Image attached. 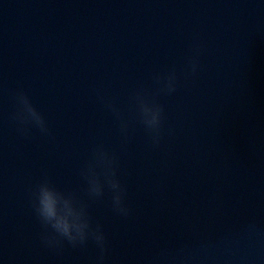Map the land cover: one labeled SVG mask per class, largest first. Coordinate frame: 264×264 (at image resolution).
I'll return each instance as SVG.
<instances>
[{"label": "clouds", "instance_id": "9594fccd", "mask_svg": "<svg viewBox=\"0 0 264 264\" xmlns=\"http://www.w3.org/2000/svg\"><path fill=\"white\" fill-rule=\"evenodd\" d=\"M199 49L190 58V74L195 75L199 68ZM160 87L154 93L143 89L135 94V103L139 123L143 126L151 140L152 146L159 147L164 133V106L158 102L160 93L171 95L177 91L178 76L175 70L166 76L153 77ZM17 111L13 120L18 124V131L28 136L32 128L42 135H50L44 116L33 105L30 98L23 91L15 94ZM117 119L120 120L121 132L126 136L128 124L124 121L114 104L108 103ZM81 176L86 183L87 196L100 199L105 190L111 195L112 211L121 217H128L131 209L126 203L127 189L118 176V161L114 153H110L102 145L97 146L92 158L82 168ZM31 206L36 219L43 231L41 241L47 248L58 251L65 243L73 248H83L90 241L98 249L96 264H104L108 251V240L103 227L93 223L88 211V205L74 192L58 189L46 176L31 192Z\"/></svg>", "mask_w": 264, "mask_h": 264}]
</instances>
